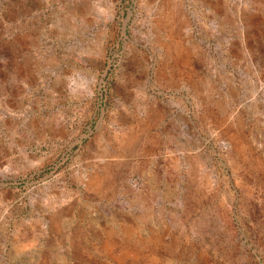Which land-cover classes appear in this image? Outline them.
<instances>
[{
  "label": "rangeland",
  "instance_id": "obj_1",
  "mask_svg": "<svg viewBox=\"0 0 264 264\" xmlns=\"http://www.w3.org/2000/svg\"><path fill=\"white\" fill-rule=\"evenodd\" d=\"M0 264H264V0H0Z\"/></svg>",
  "mask_w": 264,
  "mask_h": 264
}]
</instances>
